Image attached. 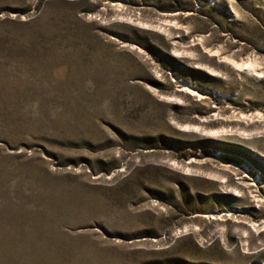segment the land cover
I'll use <instances>...</instances> for the list:
<instances>
[{
	"label": "rangeland",
	"instance_id": "374dc122",
	"mask_svg": "<svg viewBox=\"0 0 264 264\" xmlns=\"http://www.w3.org/2000/svg\"><path fill=\"white\" fill-rule=\"evenodd\" d=\"M0 264H264V0H0Z\"/></svg>",
	"mask_w": 264,
	"mask_h": 264
},
{
	"label": "bare ground",
	"instance_id": "6f19581e",
	"mask_svg": "<svg viewBox=\"0 0 264 264\" xmlns=\"http://www.w3.org/2000/svg\"><path fill=\"white\" fill-rule=\"evenodd\" d=\"M238 65V64H237ZM236 66V65H235ZM238 67H239V69H241V68H243L244 67V64H242V65H238ZM252 68H254V66H253V64H247L246 65V70L248 69V71H250V69H252Z\"/></svg>",
	"mask_w": 264,
	"mask_h": 264
}]
</instances>
